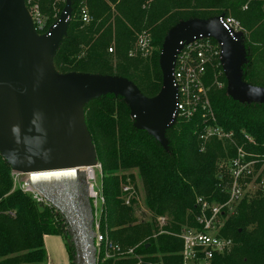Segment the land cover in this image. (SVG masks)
<instances>
[{"label": "trees", "instance_id": "obj_1", "mask_svg": "<svg viewBox=\"0 0 264 264\" xmlns=\"http://www.w3.org/2000/svg\"><path fill=\"white\" fill-rule=\"evenodd\" d=\"M45 17L42 31L59 18L66 0H24ZM71 16L52 56L59 74L70 72L123 77L146 97L162 86L159 53L167 31L182 20L233 16L246 34L242 80L264 87V0H70ZM245 7V8H244ZM85 10L90 20L83 22ZM42 31H37L38 34ZM142 33L150 38L143 56L136 48ZM214 42V41H213ZM111 49V50H109ZM216 124L232 132L234 141L264 153V101L239 102L226 92L221 65L208 66L204 77ZM84 118L101 166L104 205L101 230L122 247H135L141 264H181L184 228H199L197 199L215 203L228 199L220 184L228 176L224 164L234 156L233 145L199 138L200 114L180 117L166 129L163 148L134 120L124 99L107 94L89 100ZM247 135L255 141L245 139ZM141 181L149 218L138 220L135 179ZM223 181V182H221ZM135 194L125 204L124 185ZM167 222L160 227L157 218ZM163 231V232H161ZM218 234L231 247L213 264H264V195L244 198L224 219ZM65 236L58 214L15 186L12 169L0 155V264H45L44 237ZM72 242V241H71ZM71 264L73 244H67ZM98 264H136V259H106Z\"/></svg>", "mask_w": 264, "mask_h": 264}, {"label": "water", "instance_id": "obj_2", "mask_svg": "<svg viewBox=\"0 0 264 264\" xmlns=\"http://www.w3.org/2000/svg\"><path fill=\"white\" fill-rule=\"evenodd\" d=\"M71 3L45 34H38L24 0H0V155L63 217L74 247V264H96L88 195V170L96 152L84 118L89 100L112 94L124 99L134 128L163 148L174 122L173 66L181 44L199 35L220 46L219 62L227 95L239 102L264 101V87L241 78L244 47L221 22L222 16L182 20L166 33L159 53L162 86L144 96L130 80L110 75L57 73L52 56L65 34Z\"/></svg>", "mask_w": 264, "mask_h": 264}, {"label": "built area", "instance_id": "obj_3", "mask_svg": "<svg viewBox=\"0 0 264 264\" xmlns=\"http://www.w3.org/2000/svg\"><path fill=\"white\" fill-rule=\"evenodd\" d=\"M31 8L29 14L37 32L42 27V18L36 6ZM82 20L83 22L90 20L85 10L82 11ZM221 22L232 36H236L232 29V23L234 22L232 18L222 16ZM136 48L143 56L149 53L150 38L148 34L142 33L139 35ZM220 53V46L213 38L199 35L181 44L173 66V84L176 88L174 122L180 117L190 118L199 113L203 127L199 138L203 141L216 138L233 145L235 150L234 156L230 157L224 164L228 178L224 182L221 181L223 183L219 185L222 191L227 193L228 199L223 203H210L199 197L197 199L199 213L195 217V222L199 228H184L177 235L182 242L179 252L181 264H213L214 257L228 251L232 243L230 239L221 237L218 234L224 219L235 210L244 198L257 193L264 195V153L256 151L253 147L247 149L243 145L236 144L233 133L216 124V117L209 101L208 88L205 86L204 77L208 66H212L214 62L220 65ZM131 117L134 120V116L131 115ZM244 137L247 141L252 142V146H254L255 141L253 139L247 135H244ZM95 167L101 168L98 162ZM93 168L87 172V181L88 195L91 199L90 203L94 215L92 228L96 248V264L106 259H136V264H141L142 256L136 253L135 247H122L110 237L106 228L103 231L101 230L100 217L104 205L102 178H100V184L95 190L96 175ZM22 175L26 174L12 170L15 184ZM100 176L102 177V174ZM17 185L24 193L30 195L34 201L46 205L55 214H60L32 187L28 182V178L23 184L18 183ZM122 191L125 193V204L129 205L130 198L133 197L135 191L130 184L124 185ZM97 200L101 203L100 209H98ZM166 222L167 217L165 216L157 218L160 227L164 226ZM151 264L161 263L155 261Z\"/></svg>", "mask_w": 264, "mask_h": 264}, {"label": "rangeland", "instance_id": "obj_4", "mask_svg": "<svg viewBox=\"0 0 264 264\" xmlns=\"http://www.w3.org/2000/svg\"><path fill=\"white\" fill-rule=\"evenodd\" d=\"M26 8L28 10V12H31V6L26 4ZM245 8V7H244ZM219 16H223V15H219ZM226 17V16H223ZM42 18V27L39 31H42V29L44 28V21H45V17H41ZM227 18H232L234 20V22L232 23V29L235 32V35L239 38V39H243L245 37V30L243 29L242 25L239 23V21L234 18L233 16L229 15L227 16ZM49 29V28H48ZM48 29H46V31H42V33L39 34H45ZM93 171L96 175V188L95 190H97L99 184H100V178H102L101 175V168L100 167H95L93 168ZM28 178L27 175H22L18 178V182L15 184V186L18 187V183L19 184H23L26 179ZM135 185H136V196H137V204L135 205V216L138 220H145L149 218V213L147 211V209L144 206L143 203V199H144V193H143V188H142V184L141 181L138 177H136L135 179ZM91 200V199H89ZM98 203V209H100L101 207V203L99 200H97ZM59 219H60V223H61V227H62V231L64 233V237L63 236H59V235H49L46 239H45V250H46V261L45 264H71L68 253H67V249L66 246L67 244H72V239H71V235H70V231L68 229V226L65 224V222L62 219V216L60 214H58Z\"/></svg>", "mask_w": 264, "mask_h": 264}, {"label": "crops", "instance_id": "obj_5", "mask_svg": "<svg viewBox=\"0 0 264 264\" xmlns=\"http://www.w3.org/2000/svg\"><path fill=\"white\" fill-rule=\"evenodd\" d=\"M48 236H49V235H47V236L44 237V245H45V239H46Z\"/></svg>", "mask_w": 264, "mask_h": 264}]
</instances>
